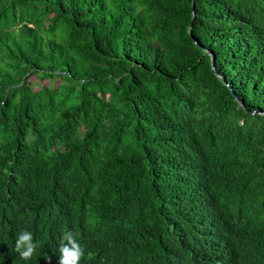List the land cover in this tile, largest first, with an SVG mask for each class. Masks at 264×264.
<instances>
[{
  "label": "trees",
  "instance_id": "obj_1",
  "mask_svg": "<svg viewBox=\"0 0 264 264\" xmlns=\"http://www.w3.org/2000/svg\"><path fill=\"white\" fill-rule=\"evenodd\" d=\"M67 230L79 264H264V0H0V264Z\"/></svg>",
  "mask_w": 264,
  "mask_h": 264
},
{
  "label": "clouds",
  "instance_id": "obj_2",
  "mask_svg": "<svg viewBox=\"0 0 264 264\" xmlns=\"http://www.w3.org/2000/svg\"><path fill=\"white\" fill-rule=\"evenodd\" d=\"M78 235L72 230H67L62 234L58 242V264H79L81 258L84 257L85 250L77 240ZM36 247L32 233L22 230L16 239L15 251L19 253L22 259L29 260L34 254ZM89 256H91L90 253Z\"/></svg>",
  "mask_w": 264,
  "mask_h": 264
},
{
  "label": "rangeland",
  "instance_id": "obj_3",
  "mask_svg": "<svg viewBox=\"0 0 264 264\" xmlns=\"http://www.w3.org/2000/svg\"><path fill=\"white\" fill-rule=\"evenodd\" d=\"M32 81L35 82V83H38V81H39L38 76H34V77H32ZM59 82H60V80L57 79V83H59ZM42 83H43V84H48V83H49V80H48V79L43 80ZM37 86H38V85H36V87H37Z\"/></svg>",
  "mask_w": 264,
  "mask_h": 264
},
{
  "label": "water",
  "instance_id": "obj_4",
  "mask_svg": "<svg viewBox=\"0 0 264 264\" xmlns=\"http://www.w3.org/2000/svg\"><path fill=\"white\" fill-rule=\"evenodd\" d=\"M194 15V14H193ZM193 25H191V28H192Z\"/></svg>",
  "mask_w": 264,
  "mask_h": 264
}]
</instances>
